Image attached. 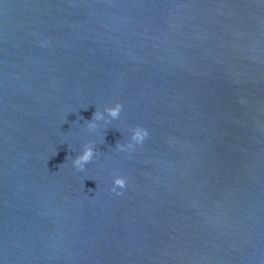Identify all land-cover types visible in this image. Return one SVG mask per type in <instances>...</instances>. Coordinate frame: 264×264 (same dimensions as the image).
Listing matches in <instances>:
<instances>
[{"label":"water","instance_id":"obj_1","mask_svg":"<svg viewBox=\"0 0 264 264\" xmlns=\"http://www.w3.org/2000/svg\"><path fill=\"white\" fill-rule=\"evenodd\" d=\"M0 264H264V0H0Z\"/></svg>","mask_w":264,"mask_h":264},{"label":"clouds","instance_id":"obj_2","mask_svg":"<svg viewBox=\"0 0 264 264\" xmlns=\"http://www.w3.org/2000/svg\"><path fill=\"white\" fill-rule=\"evenodd\" d=\"M122 111V105L115 103L112 106L104 107L103 111L97 110L94 112L91 120L86 122L87 128L90 131L96 130L101 127L99 122L108 124L113 120H117L120 117ZM130 135L127 142L117 143L116 147L121 152H131L136 146L141 145L145 139L149 136V132L143 127H133L129 129ZM95 147L93 142L86 143L81 152L72 160V165L79 171H83L85 166L91 162L96 155ZM127 187V181L122 176H114L111 191L117 196L122 195V190ZM92 191V189H89Z\"/></svg>","mask_w":264,"mask_h":264}]
</instances>
